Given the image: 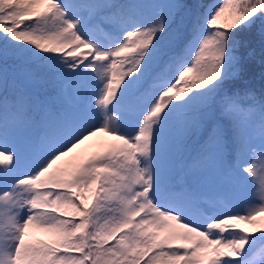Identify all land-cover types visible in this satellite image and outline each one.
<instances>
[{
    "label": "snow or ice",
    "instance_id": "6c2138e0",
    "mask_svg": "<svg viewBox=\"0 0 264 264\" xmlns=\"http://www.w3.org/2000/svg\"><path fill=\"white\" fill-rule=\"evenodd\" d=\"M262 215L264 0H0V264H264Z\"/></svg>",
    "mask_w": 264,
    "mask_h": 264
},
{
    "label": "rangeland",
    "instance_id": "374dc122",
    "mask_svg": "<svg viewBox=\"0 0 264 264\" xmlns=\"http://www.w3.org/2000/svg\"><path fill=\"white\" fill-rule=\"evenodd\" d=\"M94 75V73H93ZM112 138L107 136L106 134H102V133H98L97 136L90 138L89 141L85 142L84 145L81 146L80 149H78L77 151H81L84 153H88L94 150H98L100 147H102L107 141L111 140ZM248 192L244 191L243 195L245 196V198L248 196ZM258 220H264V215L257 217ZM235 223H237V225L240 228H243L249 232H252L254 230V228H258L264 225L261 224H257V225H252V224H248L245 223L243 221H236Z\"/></svg>",
    "mask_w": 264,
    "mask_h": 264
},
{
    "label": "trees",
    "instance_id": "16d2710c",
    "mask_svg": "<svg viewBox=\"0 0 264 264\" xmlns=\"http://www.w3.org/2000/svg\"><path fill=\"white\" fill-rule=\"evenodd\" d=\"M157 2H163V0H157ZM204 3H209L210 0H203ZM240 199H245V196L243 195V192L239 193ZM264 248V241H261L257 239L255 245H254V250L255 252L259 253V251Z\"/></svg>",
    "mask_w": 264,
    "mask_h": 264
}]
</instances>
